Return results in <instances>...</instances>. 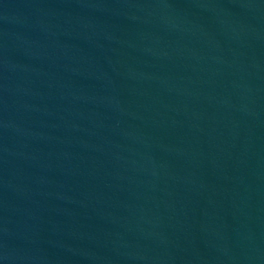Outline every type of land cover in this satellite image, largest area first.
Here are the masks:
<instances>
[{
    "label": "water",
    "instance_id": "95a60500",
    "mask_svg": "<svg viewBox=\"0 0 264 264\" xmlns=\"http://www.w3.org/2000/svg\"><path fill=\"white\" fill-rule=\"evenodd\" d=\"M21 264H264V151L149 219Z\"/></svg>",
    "mask_w": 264,
    "mask_h": 264
}]
</instances>
